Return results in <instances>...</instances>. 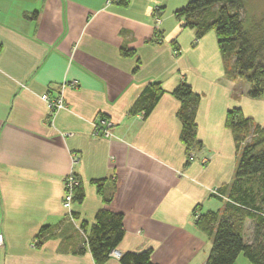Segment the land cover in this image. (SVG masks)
I'll return each instance as SVG.
<instances>
[{"label":"crops","instance_id":"1","mask_svg":"<svg viewBox=\"0 0 264 264\" xmlns=\"http://www.w3.org/2000/svg\"><path fill=\"white\" fill-rule=\"evenodd\" d=\"M185 1L0 0V264H94L81 224L88 230L100 209L123 215L124 235L104 264L147 249L155 264L205 263L211 241L193 213L225 205L211 191L234 175L226 113L240 108L264 127V103L226 75L214 31L196 39L180 26L174 11ZM182 79L201 97L196 155L205 164L186 163L180 141L172 91ZM155 82L164 93L153 110L131 114ZM48 92L65 107L51 114ZM101 120L107 137L95 134ZM73 173L84 197L68 210Z\"/></svg>","mask_w":264,"mask_h":264},{"label":"trees","instance_id":"2","mask_svg":"<svg viewBox=\"0 0 264 264\" xmlns=\"http://www.w3.org/2000/svg\"><path fill=\"white\" fill-rule=\"evenodd\" d=\"M121 3L125 4L127 0H121ZM243 4V0H190L174 11V17L181 27L193 29L196 39L214 31L226 75L248 84L246 96L257 99L264 95V36L254 37L244 28ZM120 53L124 57L135 55L134 49L127 47H122ZM163 93L158 82L146 85L130 113L144 118ZM172 95L179 102L176 115L181 123L180 141L185 147L186 163H190L189 153L202 148L196 137V113L201 97L183 79ZM225 126L231 131L236 148L233 180L218 190L220 196H216L225 198V205L220 211L199 213L195 209L193 213L196 227L211 241L204 264H235L240 254L251 264H264V127L244 116L237 107L227 111ZM95 183L101 192L99 181ZM83 197L79 181L73 187L72 202L81 203ZM72 216L77 214L72 212ZM246 221L250 222L247 235ZM81 227L87 232L86 243L94 264H104L124 235L123 215L106 209L96 212L88 230L85 222ZM39 240L40 237L36 244ZM150 255V249L125 252L119 262L155 264Z\"/></svg>","mask_w":264,"mask_h":264},{"label":"built area","instance_id":"3","mask_svg":"<svg viewBox=\"0 0 264 264\" xmlns=\"http://www.w3.org/2000/svg\"><path fill=\"white\" fill-rule=\"evenodd\" d=\"M156 22H159V18H156ZM68 86L75 87L76 83L74 81L70 82V83H68ZM42 98L48 103L49 110L51 111V114L56 112L57 110L65 107L63 97L61 94H57L55 96V98L51 99L49 92H48V93H44L42 95ZM100 126H102V127L104 126V129H100V127H96L95 134L105 136V137L109 136V132L106 129L109 126V121L108 120H101ZM188 157L191 161L196 160V159L199 160V162L201 164H205L207 162V159L205 157L198 159V157L196 155V151H191L189 153ZM78 183H79V180H78V178H76L74 176V173L68 175L65 179V189H64L62 204L68 210H70V207L73 203L72 202L73 187L76 186ZM211 194L215 195V196H220L217 189H212ZM70 218L73 219V216H71ZM1 244H2V239L0 238V245Z\"/></svg>","mask_w":264,"mask_h":264},{"label":"rangeland","instance_id":"4","mask_svg":"<svg viewBox=\"0 0 264 264\" xmlns=\"http://www.w3.org/2000/svg\"><path fill=\"white\" fill-rule=\"evenodd\" d=\"M190 0H188L182 7H184ZM243 25L254 37L261 38L264 36V0H243ZM176 4L174 3V6ZM181 7V8H182ZM260 99L264 103V95ZM254 108L250 109V112H253ZM255 114V113H254ZM263 118V117H259ZM255 123L257 119H254ZM257 124V123H256ZM250 230V222L246 221L245 223V233L246 235ZM235 264H251L242 254L238 256Z\"/></svg>","mask_w":264,"mask_h":264}]
</instances>
